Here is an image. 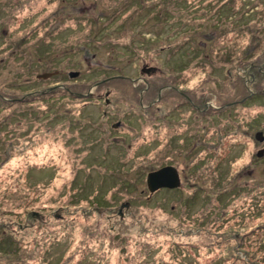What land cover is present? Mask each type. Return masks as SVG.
Instances as JSON below:
<instances>
[{
  "label": "rangeland",
  "instance_id": "374dc122",
  "mask_svg": "<svg viewBox=\"0 0 264 264\" xmlns=\"http://www.w3.org/2000/svg\"><path fill=\"white\" fill-rule=\"evenodd\" d=\"M257 131L264 0H0V264H264Z\"/></svg>",
  "mask_w": 264,
  "mask_h": 264
},
{
  "label": "water",
  "instance_id": "95a60500",
  "mask_svg": "<svg viewBox=\"0 0 264 264\" xmlns=\"http://www.w3.org/2000/svg\"><path fill=\"white\" fill-rule=\"evenodd\" d=\"M145 65H143L141 72L148 73L149 70H152V67L144 68ZM57 71L53 72H44L36 75L37 79H47L53 75H55ZM107 95V93H106ZM108 102V99L105 100ZM118 123L113 124V127H117ZM255 138L257 141L262 142L264 140V136L262 135V131H257L255 133ZM264 153V148L259 149L257 151V156H261ZM146 188L149 192L148 197H150L151 194L155 193L159 189L166 188V189H175L178 188L181 184L180 181V175L178 172V169L173 165H163L157 169L151 170L147 172L146 178H145ZM128 207V203L124 202L120 204L117 213L119 215L122 214V209Z\"/></svg>",
  "mask_w": 264,
  "mask_h": 264
},
{
  "label": "flooded vegetation",
  "instance_id": "af4514ba",
  "mask_svg": "<svg viewBox=\"0 0 264 264\" xmlns=\"http://www.w3.org/2000/svg\"><path fill=\"white\" fill-rule=\"evenodd\" d=\"M144 65H145L144 68L152 67V66H146V64H144ZM142 67H143V66H142ZM152 68H153V69H152V70H149L148 73H146V72H144V73L141 72V73H142V74H148V75L154 74L157 70H156V67H152ZM141 69H142V68H141ZM169 87H170V88H173V85H169ZM161 88H162V87L159 88V91L161 90ZM166 89H169V88H166ZM171 90H174L175 92L181 93V91H176V90H177L176 88H173V89H171ZM159 91H158V93H157L158 96H159L157 100H160V93H159ZM203 101H204V100H203ZM193 104H194V103H193ZM170 113H171V112H169V113L167 114V118H168V116L170 115ZM117 123H118V125L120 124V122H117ZM118 125H117V126H118ZM112 127H113V126H112ZM113 128H116V127H113ZM179 175H180V174H179ZM162 189H166V188H162ZM159 190H160V189H159ZM117 210H118V209H117Z\"/></svg>",
  "mask_w": 264,
  "mask_h": 264
},
{
  "label": "trees",
  "instance_id": "16d2710c",
  "mask_svg": "<svg viewBox=\"0 0 264 264\" xmlns=\"http://www.w3.org/2000/svg\"><path fill=\"white\" fill-rule=\"evenodd\" d=\"M4 239V237H2V240ZM2 240L0 241V243L2 242ZM10 244V243H9Z\"/></svg>",
  "mask_w": 264,
  "mask_h": 264
}]
</instances>
